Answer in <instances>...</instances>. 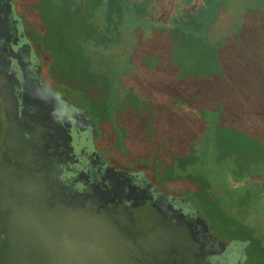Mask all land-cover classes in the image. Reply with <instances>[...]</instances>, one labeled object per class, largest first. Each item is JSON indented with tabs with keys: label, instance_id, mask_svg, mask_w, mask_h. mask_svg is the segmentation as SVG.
Returning <instances> with one entry per match:
<instances>
[{
	"label": "flooded vegetation",
	"instance_id": "obj_1",
	"mask_svg": "<svg viewBox=\"0 0 264 264\" xmlns=\"http://www.w3.org/2000/svg\"><path fill=\"white\" fill-rule=\"evenodd\" d=\"M0 81L11 102L16 129L23 138H34L39 173L53 183L52 195L60 205L74 207L87 217L102 215L106 221L131 216L137 232L145 236L163 221L164 234L157 236L151 264H253L252 258L260 248L264 250V242L259 248L237 237L234 222L219 217V202L213 204L211 214L188 196L155 184L150 173L119 164L96 120L71 99L72 94L61 90L28 22L26 0H0ZM0 114L1 157L6 128L1 99ZM213 190L221 194L218 187ZM227 207L225 214L234 216V205ZM244 221L263 225L248 218L238 222ZM176 228L182 235L173 247L170 239Z\"/></svg>",
	"mask_w": 264,
	"mask_h": 264
},
{
	"label": "trees",
	"instance_id": "obj_2",
	"mask_svg": "<svg viewBox=\"0 0 264 264\" xmlns=\"http://www.w3.org/2000/svg\"><path fill=\"white\" fill-rule=\"evenodd\" d=\"M168 1L163 0L165 6L161 9L159 2L152 0H26L28 22L35 29L55 74L59 75V69L68 66V61L61 66L58 60L67 56L69 43L77 44L74 29L80 33V40L89 42L81 47L84 57L81 55V59L89 63L79 62V82L87 94L84 102L91 103L92 110L88 111L99 124L108 146L113 139L111 133L116 135L118 127V120L111 121L109 113L115 105H122L125 96L120 92L126 84L134 86L137 82L132 61L139 45L163 36L164 32L172 33L173 39L178 40L208 38L207 26L217 14L212 9L219 5L226 10L233 4L232 0H171L168 5ZM248 2L256 10L264 6V0ZM193 3L196 6L186 12ZM100 90L103 99L98 101ZM227 106V103L214 105L212 110L199 108L197 112L185 106L188 128L194 133L187 137L183 129L173 128L175 138L188 142L182 155L176 156V152L168 155L170 164L161 169L167 174L162 177V185L174 194L188 196L195 206L211 214L215 212L213 204L219 202V217L233 221L237 237L247 238L260 248L264 242L263 189L257 183L243 181L254 175L264 178V153L247 135L229 124ZM168 114L176 123L177 113L169 111ZM133 117L136 124L142 119L141 114ZM229 180L239 186L232 190ZM216 186L223 195L214 192ZM227 190L233 194H226ZM228 204L234 205V216L225 214ZM240 218L261 219L263 225L252 226L248 221L242 224L238 222ZM252 262L264 264V250L260 248Z\"/></svg>",
	"mask_w": 264,
	"mask_h": 264
},
{
	"label": "rangeland",
	"instance_id": "obj_3",
	"mask_svg": "<svg viewBox=\"0 0 264 264\" xmlns=\"http://www.w3.org/2000/svg\"><path fill=\"white\" fill-rule=\"evenodd\" d=\"M152 1L159 2L161 9L165 6L163 0ZM232 2L226 10L219 5L212 9L217 14L207 26L208 38L178 40L173 39L172 33L164 32L163 36L139 45L132 61L137 82L134 86L126 84L120 92L125 96L124 104L115 105L109 113L111 121L118 120V127L116 135L111 133L113 139L108 147L120 165L146 171L155 184L162 186V177L167 174L157 173L168 168V155L173 152L182 155L188 142L175 138L173 128L183 129L187 137L194 133L188 128L185 106L197 112L199 108L212 110L214 105L227 103L229 124L247 135L264 153V6L256 10L248 0ZM167 3L170 5L171 0ZM195 6L193 3L186 12ZM73 34L77 44L69 43L67 56L58 60L61 66L68 61V66L58 71L59 86L63 92L72 94L71 99L91 117L88 111L92 110L91 103L84 102L87 94L79 82L81 61L89 63L81 59V47L89 42L80 40L76 29ZM102 93L100 90L98 101L103 99ZM178 107L180 111L176 112ZM169 111L179 116L175 115L176 123ZM135 114L142 117L137 124ZM125 135L129 136L124 138ZM1 137L0 128V140ZM243 182L259 184L264 200V178L248 176ZM230 186L235 190L239 184L232 181ZM257 220L262 224L261 219Z\"/></svg>",
	"mask_w": 264,
	"mask_h": 264
},
{
	"label": "water",
	"instance_id": "obj_4",
	"mask_svg": "<svg viewBox=\"0 0 264 264\" xmlns=\"http://www.w3.org/2000/svg\"><path fill=\"white\" fill-rule=\"evenodd\" d=\"M0 99L6 118L0 157V264H151L157 236L164 234L163 221L145 236L131 216L106 221L60 205L52 195L53 183L39 173L34 138H23L16 129L1 81ZM178 230L172 232L173 247L181 241Z\"/></svg>",
	"mask_w": 264,
	"mask_h": 264
}]
</instances>
